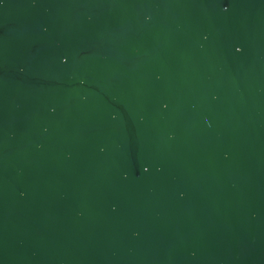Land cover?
Returning <instances> with one entry per match:
<instances>
[{"label":"water","instance_id":"95a60500","mask_svg":"<svg viewBox=\"0 0 264 264\" xmlns=\"http://www.w3.org/2000/svg\"><path fill=\"white\" fill-rule=\"evenodd\" d=\"M0 264H264V0H3Z\"/></svg>","mask_w":264,"mask_h":264},{"label":"snow or ice","instance_id":"6c2138e0","mask_svg":"<svg viewBox=\"0 0 264 264\" xmlns=\"http://www.w3.org/2000/svg\"><path fill=\"white\" fill-rule=\"evenodd\" d=\"M0 3H3V0H0ZM240 49H237V51H239ZM65 61L67 60V57L64 58ZM165 107H167V105H164ZM147 171V169H145Z\"/></svg>","mask_w":264,"mask_h":264}]
</instances>
